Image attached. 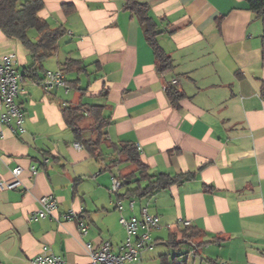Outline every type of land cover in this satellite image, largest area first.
<instances>
[{"label":"crops","instance_id":"1","mask_svg":"<svg viewBox=\"0 0 264 264\" xmlns=\"http://www.w3.org/2000/svg\"><path fill=\"white\" fill-rule=\"evenodd\" d=\"M42 1L38 15L64 32L37 75L27 69L28 50L0 30V58L15 54L23 75L16 100L24 112L22 132L0 123V180L22 168L19 185L0 189V264H34L43 248L61 264H88L86 243L109 241L117 251L126 239L120 216L141 217L143 207L159 227L140 261L126 264H160L161 255L179 264H264V13L255 17L244 0H137L172 61L160 72L125 0ZM67 58L85 70L63 72L65 86L49 91L36 84ZM167 84L184 93L178 108ZM80 102L105 105L106 139L132 143L150 174L192 176L144 197L128 193L134 181L110 192L112 178L134 166L117 160L113 145L103 144L98 158L74 146L61 109ZM47 194L56 218L31 219ZM68 210L86 222L85 233L63 219ZM184 228L198 235L170 247V233L179 240Z\"/></svg>","mask_w":264,"mask_h":264},{"label":"trees","instance_id":"2","mask_svg":"<svg viewBox=\"0 0 264 264\" xmlns=\"http://www.w3.org/2000/svg\"><path fill=\"white\" fill-rule=\"evenodd\" d=\"M244 2L246 8L255 17H261L264 13V0H244ZM42 6V0H0V30L6 36L18 39L28 50L32 64L27 69L33 75H37L43 59L55 52L57 41L64 32L61 27L51 28L38 15V11ZM124 8L138 19L145 38L155 56L157 70L160 72L169 70L172 67V61L157 41V34L159 33L157 22L148 13L147 4L137 0H125ZM31 29L36 32L37 38L35 40H32L29 36V30ZM60 70L62 72L72 70L80 72L84 71L85 68L81 60L67 58L61 63ZM77 81V79L71 80V83L75 85ZM165 91L171 104L175 108H178L179 101L184 96V93L175 87L174 84H167ZM261 93L264 96V83L261 85ZM104 107V104L80 102L62 107L61 113L73 139L80 143L81 147L91 157L98 158L101 155L103 144H107L108 146L113 145L119 155L117 160L121 159L134 166V170L118 177L125 180L123 183L127 181H134L136 183L133 188L127 190L128 193L137 195L138 197H144L156 189L167 187L170 184L180 182L192 176L190 173H179L173 176L167 173L150 174L146 164L141 160L136 147L132 143L126 142L118 146L109 142L106 139V126L109 123V118L102 113ZM85 119H90L91 121L86 126L82 124ZM117 160L112 161V163ZM141 181H145V183L141 185ZM198 232V230L192 228H184L179 231V240L175 239V235L172 232L169 235L168 245L170 247H176L181 242L195 238ZM160 257V264H179L174 260L168 261L165 255H161Z\"/></svg>","mask_w":264,"mask_h":264},{"label":"built area","instance_id":"3","mask_svg":"<svg viewBox=\"0 0 264 264\" xmlns=\"http://www.w3.org/2000/svg\"><path fill=\"white\" fill-rule=\"evenodd\" d=\"M23 75L16 66V56L13 53L4 55L0 58V103L2 111L0 113V123L24 131L23 120L24 112L16 97L22 90ZM173 83L176 80L172 81ZM45 91L51 90L54 86H65L66 80L64 73L60 69L44 70L41 78L36 81ZM74 146L81 147L80 143L75 142ZM22 168L16 166L12 170L13 177L10 181L0 180V189H10L20 184L18 179ZM35 171V167H31ZM125 180L113 177L108 189L116 193ZM39 208L30 216L31 219L44 217L56 218L54 212L57 208V200L53 194L43 195L39 198ZM141 217L130 216L128 218L120 216L119 222L126 231V239L118 245L117 251H113L109 241H103L96 248H92L88 242L86 246L89 250L88 264H126L127 262H138L142 252L151 246V232L159 227L158 217L147 212L146 207L142 208ZM63 219H75L80 233H85L87 224L74 211L68 210L62 215ZM188 225L189 222L185 221ZM34 264H61L62 259L52 253L45 251V248L38 254L31 257ZM218 264H229L227 261H220Z\"/></svg>","mask_w":264,"mask_h":264},{"label":"rangeland","instance_id":"4","mask_svg":"<svg viewBox=\"0 0 264 264\" xmlns=\"http://www.w3.org/2000/svg\"><path fill=\"white\" fill-rule=\"evenodd\" d=\"M29 34H30V35L34 34V36H35L36 32H35V30L31 29V30H29ZM89 122H91L90 119H85V120L83 121L82 124L86 126L87 124H89ZM105 160H107V159H105ZM181 247H182V246H181ZM170 251H172L173 253H176V252H177L175 249H173V250L170 249ZM172 255H173V254H172ZM184 255H185V254H180V255L178 254L177 259H178L179 261H183V260H184Z\"/></svg>","mask_w":264,"mask_h":264}]
</instances>
